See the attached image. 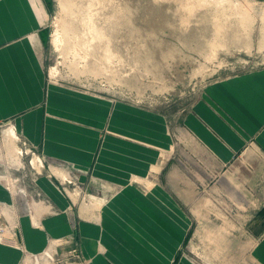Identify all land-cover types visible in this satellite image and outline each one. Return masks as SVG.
Listing matches in <instances>:
<instances>
[{
    "label": "crops",
    "instance_id": "0c3cea01",
    "mask_svg": "<svg viewBox=\"0 0 264 264\" xmlns=\"http://www.w3.org/2000/svg\"><path fill=\"white\" fill-rule=\"evenodd\" d=\"M49 11V0H0V150L19 166L16 140L31 148L42 196L19 202L0 183L1 201L31 204L26 249L44 246L40 220L54 237L75 228L89 264H192L182 248L203 224L196 213L221 200L224 226L258 229L251 257L264 264V66L209 81L172 119L50 78ZM18 258L0 245L1 263Z\"/></svg>",
    "mask_w": 264,
    "mask_h": 264
},
{
    "label": "rangeland",
    "instance_id": "374dc122",
    "mask_svg": "<svg viewBox=\"0 0 264 264\" xmlns=\"http://www.w3.org/2000/svg\"><path fill=\"white\" fill-rule=\"evenodd\" d=\"M49 8L50 78L160 110L172 119L185 113L209 81L264 66V1L49 0ZM57 30L60 43L53 45ZM16 148L22 153L19 166L15 153L0 150V183L19 202L39 200L41 195L31 193L36 156L17 140ZM247 190L250 197L253 191ZM29 202L18 211L0 200V245L19 252L16 264H89L73 227L70 235L54 237L40 220L33 221L45 243L38 251L26 249L20 219H31ZM221 208L217 200L196 213L203 224L189 233L183 257L192 264H256L251 250L258 229L224 226L223 211L216 210ZM239 234L240 241L226 242Z\"/></svg>",
    "mask_w": 264,
    "mask_h": 264
},
{
    "label": "bare ground",
    "instance_id": "6f19581e",
    "mask_svg": "<svg viewBox=\"0 0 264 264\" xmlns=\"http://www.w3.org/2000/svg\"><path fill=\"white\" fill-rule=\"evenodd\" d=\"M263 13H264V11H263ZM52 41H53V45H54V44L57 45V43H60V37H59V31H58V30L54 33V35H53V40H52ZM5 132H6L8 135H10V137H11L12 135H14V133L12 132L11 129H6ZM18 154L21 155L22 153L18 150Z\"/></svg>",
    "mask_w": 264,
    "mask_h": 264
},
{
    "label": "built area",
    "instance_id": "2783aa9c",
    "mask_svg": "<svg viewBox=\"0 0 264 264\" xmlns=\"http://www.w3.org/2000/svg\"><path fill=\"white\" fill-rule=\"evenodd\" d=\"M21 148L24 149L25 151L29 152V153H32L31 148H30L25 142L22 143ZM37 161H38V160H37ZM37 163H38L39 165L42 164L41 161H38Z\"/></svg>",
    "mask_w": 264,
    "mask_h": 264
}]
</instances>
